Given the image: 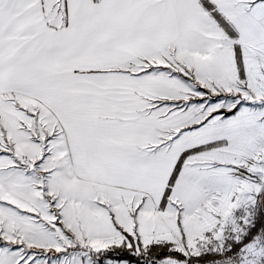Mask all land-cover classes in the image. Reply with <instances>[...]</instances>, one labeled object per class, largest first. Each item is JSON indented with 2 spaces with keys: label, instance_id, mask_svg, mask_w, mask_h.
<instances>
[{
  "label": "snow or ice",
  "instance_id": "6c2138e0",
  "mask_svg": "<svg viewBox=\"0 0 264 264\" xmlns=\"http://www.w3.org/2000/svg\"><path fill=\"white\" fill-rule=\"evenodd\" d=\"M256 197L264 0H0V264H264Z\"/></svg>",
  "mask_w": 264,
  "mask_h": 264
},
{
  "label": "rangeland",
  "instance_id": "374dc122",
  "mask_svg": "<svg viewBox=\"0 0 264 264\" xmlns=\"http://www.w3.org/2000/svg\"><path fill=\"white\" fill-rule=\"evenodd\" d=\"M239 191H240V189H237V192H239ZM260 198L261 197H256L254 201L250 200L248 202H242L239 207H236L234 209L233 208L228 209L229 214L234 215V218L237 222L236 227L239 226V224L241 223L240 220L243 221V223H244L245 218H247L248 219V224L246 225L247 226L246 230H247V228L251 225V223L253 221V216L256 213V209L258 206L257 204L262 202V204L264 206V199L261 198V200H260ZM228 203H231L234 205V204H236V201L232 200L230 197L229 200L225 202V206H227ZM198 223H199V225H197V227L199 228V227L204 226L207 223H209V221L207 219H203V220H198ZM229 224H231V223H229ZM246 230L240 235V238L243 236V234L246 232ZM209 241L206 242L204 247L208 245ZM81 259L83 260V259H85V257H81Z\"/></svg>",
  "mask_w": 264,
  "mask_h": 264
},
{
  "label": "built area",
  "instance_id": "2783aa9c",
  "mask_svg": "<svg viewBox=\"0 0 264 264\" xmlns=\"http://www.w3.org/2000/svg\"><path fill=\"white\" fill-rule=\"evenodd\" d=\"M240 222L241 223L237 227L243 228L244 229L243 231L236 230V228H237L236 227V223L237 222L235 224H228L226 226V233H225L224 241L221 243V242L215 241L214 239H210L208 245L204 247L205 248V251L206 252H210V251H214V250H219L222 246H226L228 249H230V243H229V241L237 240V237H240V235L246 230V227L247 226L244 225L243 221L240 220ZM233 264H240V255L235 256L233 258Z\"/></svg>",
  "mask_w": 264,
  "mask_h": 264
},
{
  "label": "trees",
  "instance_id": "16d2710c",
  "mask_svg": "<svg viewBox=\"0 0 264 264\" xmlns=\"http://www.w3.org/2000/svg\"><path fill=\"white\" fill-rule=\"evenodd\" d=\"M260 200H261V198H260ZM257 205H258V206H257V209H256V213H255L254 216H253V221H252L251 225L249 226V228L247 229V231L250 230V228L253 226L255 216H256V214L258 213L260 207L263 206L262 202H260V203L257 204ZM247 231H246V233L242 236V238L247 234ZM257 235H260V234L258 233ZM242 238H241V239H242ZM235 243H238V241H237V240H232V241H231V243H230V249H231L232 245L235 244ZM242 247H243V246H242ZM230 249H229V250H230ZM241 250H242V248H241ZM241 250H238L236 256L240 255V251H241Z\"/></svg>",
  "mask_w": 264,
  "mask_h": 264
},
{
  "label": "crops",
  "instance_id": "0c3cea01",
  "mask_svg": "<svg viewBox=\"0 0 264 264\" xmlns=\"http://www.w3.org/2000/svg\"><path fill=\"white\" fill-rule=\"evenodd\" d=\"M197 225H199L198 222H197ZM96 242H97V243H100V244H107V243H109L110 241H106V240L100 238V239H98ZM149 242H150V241H149ZM50 247H51V246H50Z\"/></svg>",
  "mask_w": 264,
  "mask_h": 264
}]
</instances>
